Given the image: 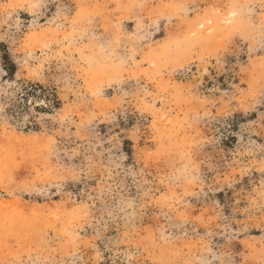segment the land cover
Instances as JSON below:
<instances>
[{"label":"rangeland","instance_id":"1","mask_svg":"<svg viewBox=\"0 0 264 264\" xmlns=\"http://www.w3.org/2000/svg\"><path fill=\"white\" fill-rule=\"evenodd\" d=\"M0 264H264V0H0Z\"/></svg>","mask_w":264,"mask_h":264}]
</instances>
